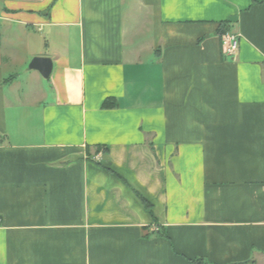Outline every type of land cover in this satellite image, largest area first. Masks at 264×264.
Segmentation results:
<instances>
[{"label":"crops","instance_id":"0c3cea01","mask_svg":"<svg viewBox=\"0 0 264 264\" xmlns=\"http://www.w3.org/2000/svg\"><path fill=\"white\" fill-rule=\"evenodd\" d=\"M0 264H264V0H0Z\"/></svg>","mask_w":264,"mask_h":264},{"label":"built area","instance_id":"2783aa9c","mask_svg":"<svg viewBox=\"0 0 264 264\" xmlns=\"http://www.w3.org/2000/svg\"><path fill=\"white\" fill-rule=\"evenodd\" d=\"M239 36L235 33L226 32L220 36L222 53L227 57H233L238 49Z\"/></svg>","mask_w":264,"mask_h":264},{"label":"water","instance_id":"95a60500","mask_svg":"<svg viewBox=\"0 0 264 264\" xmlns=\"http://www.w3.org/2000/svg\"><path fill=\"white\" fill-rule=\"evenodd\" d=\"M28 68L37 70L42 77L48 78L52 71V61L49 57L36 56L31 59Z\"/></svg>","mask_w":264,"mask_h":264},{"label":"trees","instance_id":"16d2710c","mask_svg":"<svg viewBox=\"0 0 264 264\" xmlns=\"http://www.w3.org/2000/svg\"><path fill=\"white\" fill-rule=\"evenodd\" d=\"M225 31H228V27L226 26L225 23L222 22L221 24H219V32L223 33ZM113 106H114V100L113 99H105L103 104H102V108H111ZM141 199H143V198L141 197Z\"/></svg>","mask_w":264,"mask_h":264},{"label":"rangeland","instance_id":"374dc122","mask_svg":"<svg viewBox=\"0 0 264 264\" xmlns=\"http://www.w3.org/2000/svg\"><path fill=\"white\" fill-rule=\"evenodd\" d=\"M36 50V49H35ZM38 52L40 51V50H37ZM32 58H30L29 60H28V62H27V66H28V64H29V62H30V60H31ZM27 68V67H26Z\"/></svg>","mask_w":264,"mask_h":264}]
</instances>
